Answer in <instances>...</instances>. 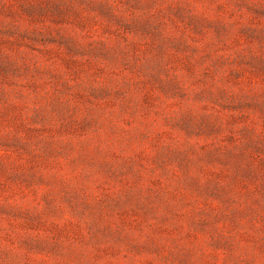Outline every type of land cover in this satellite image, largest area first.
<instances>
[{
    "label": "rangeland",
    "instance_id": "rangeland-1",
    "mask_svg": "<svg viewBox=\"0 0 264 264\" xmlns=\"http://www.w3.org/2000/svg\"><path fill=\"white\" fill-rule=\"evenodd\" d=\"M0 264H264V0H0Z\"/></svg>",
    "mask_w": 264,
    "mask_h": 264
}]
</instances>
